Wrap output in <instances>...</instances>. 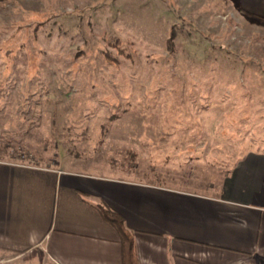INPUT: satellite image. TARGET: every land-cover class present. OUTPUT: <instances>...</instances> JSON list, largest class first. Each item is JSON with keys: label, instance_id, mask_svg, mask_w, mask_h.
I'll return each mask as SVG.
<instances>
[{"label": "rangeland", "instance_id": "obj_1", "mask_svg": "<svg viewBox=\"0 0 264 264\" xmlns=\"http://www.w3.org/2000/svg\"><path fill=\"white\" fill-rule=\"evenodd\" d=\"M249 150L264 25L227 0H0V158L202 184Z\"/></svg>", "mask_w": 264, "mask_h": 264}, {"label": "crops", "instance_id": "obj_2", "mask_svg": "<svg viewBox=\"0 0 264 264\" xmlns=\"http://www.w3.org/2000/svg\"><path fill=\"white\" fill-rule=\"evenodd\" d=\"M227 3L264 25V0ZM100 207L123 217L140 264H264V151L257 150L202 184L122 178L67 156L51 165L0 158V261L124 264L120 234Z\"/></svg>", "mask_w": 264, "mask_h": 264}, {"label": "trees", "instance_id": "obj_3", "mask_svg": "<svg viewBox=\"0 0 264 264\" xmlns=\"http://www.w3.org/2000/svg\"><path fill=\"white\" fill-rule=\"evenodd\" d=\"M99 211L102 217L120 234L123 251V263L140 264L134 235L127 229L123 217L106 207H100Z\"/></svg>", "mask_w": 264, "mask_h": 264}]
</instances>
